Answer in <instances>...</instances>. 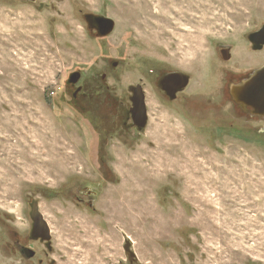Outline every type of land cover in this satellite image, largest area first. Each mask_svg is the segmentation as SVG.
<instances>
[{"label": "rangeland", "instance_id": "374dc122", "mask_svg": "<svg viewBox=\"0 0 264 264\" xmlns=\"http://www.w3.org/2000/svg\"><path fill=\"white\" fill-rule=\"evenodd\" d=\"M87 14L114 19L112 34ZM263 24L264 0H0V264H264V121L227 95L264 63L247 38ZM79 67L113 90L99 85L86 113L60 96ZM172 69L191 80L161 103ZM141 81L137 133L122 110ZM33 200L52 249L30 238Z\"/></svg>", "mask_w": 264, "mask_h": 264}, {"label": "flooded vegetation", "instance_id": "af4514ba", "mask_svg": "<svg viewBox=\"0 0 264 264\" xmlns=\"http://www.w3.org/2000/svg\"><path fill=\"white\" fill-rule=\"evenodd\" d=\"M21 1L28 3V4H34L38 0H35V1L21 0ZM87 25H88V23H87ZM88 27L97 36V29H95V28L91 29L89 25H88ZM221 48L222 47L219 48V54L222 57ZM251 48H252V43H251ZM263 49H264V47L262 49H259V50H254V49L253 50L258 52V51H262ZM112 65H113V67H117L118 62L114 61L112 63ZM263 65H264V63L253 68V69L255 70L257 68H260ZM174 72H182L184 74H187L189 76L188 85L190 83L191 77H190L189 73H187L185 71H182L179 69L162 71L157 78V85H158V91H159V94L157 96H158V100L161 103L163 102V100H166V99L168 101L177 100L178 98H180L181 95L183 96L184 91L188 87V85H187L183 90H179L176 93L172 92V90L174 88H176L177 85L179 84V82L176 83V82H174V80L170 79L171 74ZM251 72L252 71L250 70L247 73L239 75V77L237 79L228 82V84H227V86H228L227 87V95H228V98L231 99L230 101L235 105V107H236V109H237V111L241 117H246L251 121H253V120L264 121V114L256 113L255 110L253 109V107H251V106H243V105L237 104L234 101L233 96H232L231 86L239 84L242 80L246 79V77ZM72 74H75V75H73V77H72L71 76ZM108 76H109V73L104 72L101 74V78H100L98 83L94 82L92 86H88L86 84V82H84V77H85L84 73L80 70V67L76 68V71H72L69 73V75H68V77L64 83L65 89H64V91H62L61 94L64 97L67 95L69 96V100L71 101L75 111H80L81 113H86L90 110V107H91V105H88L86 102H89L90 98L94 95V93H95V95H97V92H98L97 89H98L99 85H103L104 88H102V90L106 91L109 94V96H111V93H113V90L109 86H107V83H106V79ZM74 79H77V80L74 82L73 81ZM146 85H147L146 81H141L140 83H137L134 85H129V87L127 89V93H126V103H125L124 109L122 110L123 116H124L123 124L128 128H132L137 133H140V131L144 130L147 127L148 122L150 120L149 110H148L147 93H146L147 92ZM100 91L101 90H99V93H100ZM141 100L143 102V108L140 110L138 103ZM112 102H113V99H112L111 103ZM111 115H112V118H114L115 120L117 118L119 119V117H120V115H116V114H111ZM117 121L118 120H116L115 122L117 123ZM143 123H145L144 127H142ZM79 200H80V202H82V203L86 202L89 205L91 203L90 201H87L86 199H79ZM30 212H31V210H30ZM30 217H31V215H30ZM31 230H32V228H31ZM30 238L32 240L39 241V242L45 244L47 247V243L45 241H41L40 239H33L31 237V232H30ZM16 243L18 244L17 247H18L20 253L22 255H24L25 257L31 259L36 255V252L33 249L28 248V246H26V245L25 246L21 245V243H18V242H16ZM31 252H33L34 254L32 256H29V254ZM39 262L42 263V260H40Z\"/></svg>", "mask_w": 264, "mask_h": 264}, {"label": "water", "instance_id": "95a60500", "mask_svg": "<svg viewBox=\"0 0 264 264\" xmlns=\"http://www.w3.org/2000/svg\"><path fill=\"white\" fill-rule=\"evenodd\" d=\"M35 1V0H31ZM86 21L91 29H97L98 37H106L110 35L115 29V20L111 17L104 15L87 14ZM248 40L252 43L254 50H259L264 47V24L260 29L251 32L247 36ZM222 58L228 60L231 58L230 47L222 46ZM72 74L71 76L73 77ZM170 79L179 84L172 90L176 93L183 90L189 82V76L182 72H174L171 74ZM77 79H74L75 82ZM232 96L237 104L243 106H251L258 114H264V65L260 68L253 70L246 79L242 80L239 84L231 86ZM140 110L143 108L142 100L138 103ZM145 126L143 123L142 127ZM31 219L32 230L31 237L33 239H40L47 243V247L52 249V234L48 221L45 219L43 213L40 211L39 203L33 200L31 203ZM131 242L126 240L124 245L125 251L129 254L130 258H135V253L131 250ZM34 253L31 252L29 256Z\"/></svg>", "mask_w": 264, "mask_h": 264}, {"label": "trees", "instance_id": "16d2710c", "mask_svg": "<svg viewBox=\"0 0 264 264\" xmlns=\"http://www.w3.org/2000/svg\"><path fill=\"white\" fill-rule=\"evenodd\" d=\"M62 94H60V96H61ZM55 97V96H54Z\"/></svg>", "mask_w": 264, "mask_h": 264}]
</instances>
